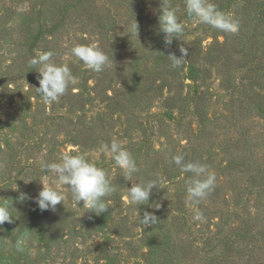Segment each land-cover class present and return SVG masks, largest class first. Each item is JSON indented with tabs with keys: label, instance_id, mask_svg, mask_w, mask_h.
I'll return each mask as SVG.
<instances>
[{
	"label": "rangeland",
	"instance_id": "rangeland-1",
	"mask_svg": "<svg viewBox=\"0 0 264 264\" xmlns=\"http://www.w3.org/2000/svg\"><path fill=\"white\" fill-rule=\"evenodd\" d=\"M158 6L161 0H0V199L13 205L12 222L0 224V264H264V188L248 211L237 208V199L247 188L238 182L260 184L264 179L263 171L258 172V161L264 164V105L251 112L233 107V99L222 88L224 71L213 59L207 61L209 78L202 87L206 127L200 128L194 115L182 126L171 121L167 114L178 118L180 110L166 109L162 102L167 92L155 99L144 83L159 80L161 66L171 61L168 55L180 52L164 47L165 54L157 55L152 29L159 27ZM238 11L241 16L247 13L242 5ZM181 22L184 32L178 44L188 49L187 58L198 56L201 49L206 53L216 39L224 41L210 25L194 19ZM91 43L105 51L122 46L120 55L114 56L116 64L99 80L71 51ZM47 51L53 52V63L70 68L77 83L46 104L36 92L39 73L29 60ZM239 58L233 56L232 76L237 82L247 66L241 67ZM182 65L165 78L176 90L184 87V97L189 81L184 80ZM108 88L109 96L117 92L109 104L103 93ZM188 110L194 113V108ZM185 124L194 132L192 143H187L191 133ZM237 133L246 135V146L228 149V154L225 145ZM112 139L122 141L136 160L139 170L129 179L101 147ZM185 149L190 156H201L196 161L216 175L214 189L198 204L187 197L190 178L172 161ZM78 152L104 168L115 187L106 198L108 211L97 215L84 208L83 201L77 204L66 185L60 186L64 203L55 211H41L32 198L42 183L50 186L56 178L41 171L40 162H58ZM242 157L255 158L256 171L247 172L240 165ZM152 180L156 188L142 211L131 202L128 189ZM21 194H26L23 201L18 199ZM159 209L165 224L157 220L141 225L145 211L154 214ZM202 210L210 224L230 217L232 245L221 240L204 243L199 233L208 223L203 217L194 219ZM25 233L28 242L18 252L15 241Z\"/></svg>",
	"mask_w": 264,
	"mask_h": 264
},
{
	"label": "clouds",
	"instance_id": "clouds-1",
	"mask_svg": "<svg viewBox=\"0 0 264 264\" xmlns=\"http://www.w3.org/2000/svg\"><path fill=\"white\" fill-rule=\"evenodd\" d=\"M185 9L189 17L194 18L200 24L210 25L225 33H235L239 28V21L231 12H225L218 8L212 0H184ZM178 8L172 6L170 0H162L159 15V29L165 34V44L171 45L173 38H179L184 32V24L177 15ZM138 27L136 21L131 25L133 34ZM72 55L84 63V65L94 71L101 72L109 65V56L96 43L87 45L78 44L72 48ZM180 52L187 56L188 49L181 47ZM53 52L47 51L35 55L29 60L30 66H36L39 73V87H36L38 96L47 104L57 101L63 96L70 85L77 83V78L71 73L67 65H57L51 61ZM173 67H178L183 61L174 53L168 55ZM102 149L106 155L112 157L125 175L129 179L138 172V166L132 153L123 146V142L112 139L110 144H102ZM172 161L178 166L182 173H191L188 181L187 197L193 203L198 204L206 198L216 183V175L209 166L198 161L185 162L182 154L172 157ZM41 171L55 175V181L50 186L43 183L42 190L38 196L32 198L41 211L53 210L56 205L64 203L65 194L60 190V186L66 185L71 191L73 200L79 204L83 201V207L95 212L97 215L107 212L110 201L106 198L116 191L112 185L106 170L99 167L94 161L88 158V154L78 152L75 155H64L58 162H40ZM156 188V181L133 183L128 189V196L132 203L145 205L153 189ZM26 194H21L19 200L23 201ZM13 205H9L8 199H0V224L12 222ZM194 219H202V213L197 212ZM157 223V217L145 211L141 218V225L147 227ZM28 235L25 233L15 241V248L18 252H23L28 242Z\"/></svg>",
	"mask_w": 264,
	"mask_h": 264
},
{
	"label": "trees",
	"instance_id": "trees-1",
	"mask_svg": "<svg viewBox=\"0 0 264 264\" xmlns=\"http://www.w3.org/2000/svg\"><path fill=\"white\" fill-rule=\"evenodd\" d=\"M218 8L225 12H233V16L239 21V28L235 33H225L220 31V34L224 37L223 42H219L217 39L215 43H213L210 48L205 53L203 49H201L198 56H183L181 52L175 54L178 58H182L185 61L182 63V69H186V73L184 76L185 81H189L188 88L189 93L186 96H182L185 88L176 90L172 86L167 83V79L165 77H169L174 68L172 66L171 61L164 62L159 70L160 79L151 78L146 80L145 83V91L147 93H155V99H161L160 97H164V93L167 92V97L163 99L162 106L166 107V109H170L171 112L175 109H179V117L173 118V115L168 113V117L171 121L175 122L176 125L182 126L185 122V118L191 117L194 115L198 120H196L200 126L206 127L205 125L209 122V118L205 111V104H204V97L205 92L203 91L202 87L204 86L203 83L206 78H209V67L207 66V61H211L213 59L216 60L218 68H221L224 71L223 79H222V88L228 91L230 98L233 99L231 102L233 107L238 108V110L244 111H260L261 107L264 105V0H212ZM162 3V0H161ZM172 6L177 7L179 10L178 14L179 20L182 21L186 20H193L194 18L189 17L187 15L185 9L184 0H170ZM243 6L247 11L246 14L241 16L240 11H238L239 6ZM140 8L139 6H137ZM157 14L160 15V6L156 9ZM141 13V10H140ZM155 18V13L154 16ZM144 19V17H143ZM145 21V19H144ZM144 23V22H143ZM146 25V23H144ZM159 25V20H158ZM154 38H152V42L155 43V47L159 54H165L164 47H168V50L175 51L176 47L180 51V45L178 44L179 38H173V42L171 45L165 44V34L162 33L159 29L153 28L152 29ZM146 34L144 35L145 38ZM217 38V36H216ZM122 51V46H115L113 45L110 50H104L105 53H109L111 57H109V65L108 67L112 68V66L116 63L114 56ZM204 54V55H203ZM237 54L240 55L239 60L237 63H241L244 67L245 65V74L239 78L238 82L232 76V72L235 69V64H233V56ZM120 55V54H119ZM166 57V56H164ZM106 67L101 72H94L97 75L98 80L100 79V75H103L106 72ZM169 70L170 74H166L164 71ZM138 73V71H137ZM139 85V83H138ZM184 85V84H183ZM111 88L105 89L103 91L106 94L107 101L109 104L110 100H113L117 92L114 90L112 96L108 95V92ZM176 91L171 94L172 92ZM263 92V95H262ZM181 103L178 106V103ZM194 108V113H191L188 109ZM187 129L191 133V125L185 124ZM187 130V131H188ZM187 133V132H186ZM194 133V132H193ZM193 133L190 136H187V143L191 142L192 137L194 136ZM248 137V134H247ZM143 142V141H141ZM243 147L246 146V135L243 134H236V137L230 138L227 141V145H225L226 152L229 154L228 149H236L239 145ZM190 146V144L188 145ZM140 147V146H139ZM188 151L185 149V153L182 155L185 158V162L196 161V159L200 158L201 156L197 154H193L196 157L188 155ZM242 164H240L243 168L246 169L247 172H250L252 169L256 171L254 163L256 162L255 158H243L242 157ZM261 160L258 161V166L260 169L258 172L263 171L264 174V164H259ZM233 167L231 168V170ZM188 179L192 176L191 173H183ZM185 177V178H186ZM262 179V178H261ZM260 184H255L252 182L245 181L241 179L238 183H243L247 186L245 189V193L242 198H238L237 208L243 209L248 211L249 204L251 200H256L258 196L260 197L263 192L264 188V179L261 180ZM255 188L253 192L250 191L251 188ZM180 207H183V203L176 204ZM142 211L147 209L145 205H139ZM247 208V209H246ZM173 211V209H172ZM162 212V209L155 210L154 215L157 217V220L162 221L165 224V219L162 220V217H159V214ZM202 217L208 223L206 225V229L201 230L199 235L202 237V240L205 244H211L215 241H222L223 243H227V245H232L228 237V229L232 226L230 217L229 218H219V222L217 224H210L207 220V214L204 210H202ZM260 220V219H258ZM215 228V231H212L211 228ZM248 238V236H246ZM243 239V238H242ZM249 242H252L248 239ZM249 260V259H248Z\"/></svg>",
	"mask_w": 264,
	"mask_h": 264
}]
</instances>
